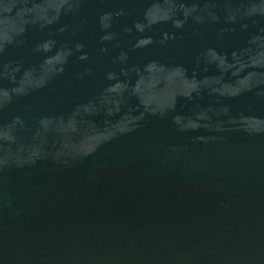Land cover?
Returning <instances> with one entry per match:
<instances>
[{"label":"water","instance_id":"1","mask_svg":"<svg viewBox=\"0 0 264 264\" xmlns=\"http://www.w3.org/2000/svg\"><path fill=\"white\" fill-rule=\"evenodd\" d=\"M0 264H264V0H0Z\"/></svg>","mask_w":264,"mask_h":264}]
</instances>
